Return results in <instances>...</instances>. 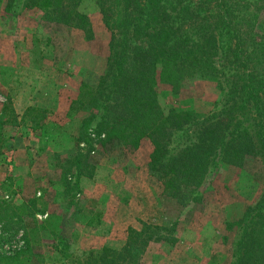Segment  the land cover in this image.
Listing matches in <instances>:
<instances>
[{"label":"rangeland","instance_id":"374dc122","mask_svg":"<svg viewBox=\"0 0 264 264\" xmlns=\"http://www.w3.org/2000/svg\"><path fill=\"white\" fill-rule=\"evenodd\" d=\"M73 1L89 22L88 32L47 21L42 8L26 0L8 1V7L0 0V264H96L102 247L120 248L128 229H141V223L158 229L129 264H231L241 233L235 222L264 189V156L253 146L242 158L231 154L218 161L209 167L201 200L182 205L164 195L160 177L165 168L150 165L154 146L149 137L132 150L109 153L94 137L85 153L87 147L76 143L80 119L95 109L73 100L81 85L93 86L102 74L111 30L98 0ZM213 3L195 8L207 16L199 23L214 21L210 15L218 19L220 11L221 22L226 17L247 29L244 49L264 75V0H223L209 12ZM218 64L222 74L214 80L193 73L175 88L158 82V106L204 117L220 112L225 102L232 103L225 91L234 78L231 64ZM63 95L67 100L63 97L59 109ZM24 102L30 105L13 119L11 103ZM251 123L232 121L231 130L251 129ZM15 139L24 143L8 144ZM173 140L164 139L163 149ZM77 153L80 174L74 189ZM263 226L257 219L249 225L253 239ZM23 243L25 250L14 259Z\"/></svg>","mask_w":264,"mask_h":264},{"label":"trees","instance_id":"16d2710c","mask_svg":"<svg viewBox=\"0 0 264 264\" xmlns=\"http://www.w3.org/2000/svg\"><path fill=\"white\" fill-rule=\"evenodd\" d=\"M8 1L15 0H7V7ZM205 1L214 2L209 12L223 4V0H197L193 5L191 0H98L104 24L111 30L109 53L96 84L85 88L81 85L73 100L95 109L80 119L76 143L87 147L85 153L92 150L89 142L94 137L104 153L132 150L142 137H149L154 146L150 165L165 168L160 177L164 195L182 205L201 200L209 167L218 161L234 157L231 154L242 158L253 146L264 156V75L256 71L244 49L250 32L226 17L221 22L220 11L216 13L218 19L210 15L214 21L199 23L207 16L201 17L195 8L200 9ZM26 2L28 6L39 5L47 21L89 31L86 16L74 8L73 0ZM220 61L231 64L230 76L234 78L225 91L232 103L225 102L220 112L204 117L173 108L164 112L158 106V82L175 88L193 73L214 80L222 74L217 69ZM234 112L239 116L235 117ZM242 119L252 121L251 129L231 130V122L238 125ZM170 136L176 140L163 149V140L168 141ZM182 139L185 141L180 143ZM76 155L72 163L74 189L80 174L79 153ZM254 219L264 223V189L257 203L247 207L235 222L241 233L233 244L231 264H264V228L253 239L249 225ZM141 225L138 230L128 229L120 248L102 247L93 262L135 263L151 240L153 229H158L156 225ZM25 245L14 250V259Z\"/></svg>","mask_w":264,"mask_h":264},{"label":"crops","instance_id":"0c3cea01","mask_svg":"<svg viewBox=\"0 0 264 264\" xmlns=\"http://www.w3.org/2000/svg\"><path fill=\"white\" fill-rule=\"evenodd\" d=\"M29 94V93H28ZM32 96H33V94L32 95H30L29 96V99H31L32 98ZM63 97H64V99L65 100H67V95H63V96H58V105H59V109H62L64 106V102H63ZM35 99V98H34ZM33 99V100H34ZM10 101H12V99L10 100ZM21 104V105H20ZM20 104H17V105H15L14 103L12 104L11 103V106H12V110H13V112H14V114H15V117H16V119L17 118H19V116L20 115H18V114H21L24 110H25V108H26V106H28V105H30L29 103H20ZM23 104H26V105H23ZM67 104V103H66ZM66 106V105H65ZM7 142H9L8 144H11V143H24L22 140H17V139H15V140H9V141H7ZM18 151V156L20 155V147H17V149L15 150V153ZM17 154V153H16Z\"/></svg>","mask_w":264,"mask_h":264}]
</instances>
